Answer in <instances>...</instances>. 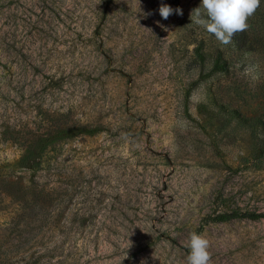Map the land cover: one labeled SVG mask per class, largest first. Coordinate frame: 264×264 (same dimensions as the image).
<instances>
[{"label":"rangeland","instance_id":"rangeland-1","mask_svg":"<svg viewBox=\"0 0 264 264\" xmlns=\"http://www.w3.org/2000/svg\"><path fill=\"white\" fill-rule=\"evenodd\" d=\"M201 3L0 0V167H30L24 214L0 195V264H187L190 233L264 264V219L209 220L264 214V0L228 45Z\"/></svg>","mask_w":264,"mask_h":264},{"label":"clouds","instance_id":"clouds-1","mask_svg":"<svg viewBox=\"0 0 264 264\" xmlns=\"http://www.w3.org/2000/svg\"><path fill=\"white\" fill-rule=\"evenodd\" d=\"M259 6L260 0H202L201 5L192 11L190 19L209 34L214 35L221 44L228 45L236 34L248 29L247 21ZM173 12L183 15L180 8L173 9L166 4H162L159 8V14L164 20H167ZM150 14H145V17ZM186 246L190 250L187 264H212L210 242L204 236L190 233ZM141 264L144 262L142 261Z\"/></svg>","mask_w":264,"mask_h":264},{"label":"trees","instance_id":"trees-1","mask_svg":"<svg viewBox=\"0 0 264 264\" xmlns=\"http://www.w3.org/2000/svg\"><path fill=\"white\" fill-rule=\"evenodd\" d=\"M221 65L214 63L213 70H220ZM60 134L54 135L52 137H39L35 139L32 144L36 145L38 154H43L49 151H53L56 146H61L62 143H66L68 136H59ZM70 137V136H69ZM28 149V147H27ZM25 149V150H27ZM28 151V150H27ZM23 171L28 172L30 167L24 155H21L18 159L12 162L9 165V169L4 170V168L0 167V195L8 200L16 201L17 210L19 213L24 214L26 211V207L28 206V196L26 195L25 199L15 200L17 193H20L23 187L18 183V176H15V171ZM233 219H247V220H257L264 219V214L262 213H243L237 214L232 212L221 213L210 217L209 220L212 222H228ZM15 226L19 225V222L16 221L14 223ZM22 227L27 228V224H22ZM23 264H35V261L31 262L25 261Z\"/></svg>","mask_w":264,"mask_h":264}]
</instances>
